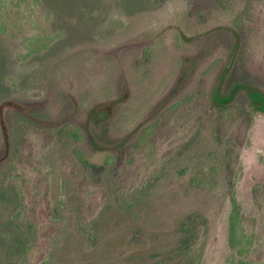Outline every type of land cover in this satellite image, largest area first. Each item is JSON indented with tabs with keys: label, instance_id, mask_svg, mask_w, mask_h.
<instances>
[{
	"label": "rangeland",
	"instance_id": "rangeland-1",
	"mask_svg": "<svg viewBox=\"0 0 264 264\" xmlns=\"http://www.w3.org/2000/svg\"><path fill=\"white\" fill-rule=\"evenodd\" d=\"M242 64L264 77V0H0V264H264Z\"/></svg>",
	"mask_w": 264,
	"mask_h": 264
},
{
	"label": "trees",
	"instance_id": "trees-1",
	"mask_svg": "<svg viewBox=\"0 0 264 264\" xmlns=\"http://www.w3.org/2000/svg\"><path fill=\"white\" fill-rule=\"evenodd\" d=\"M242 63H245L244 59H243ZM245 64H242V67H243L244 71L247 73V75H249L252 78H255L257 81L264 82L263 75L259 74L257 71L246 68ZM247 87L249 88V86H247ZM250 88H252V87H250ZM250 101H251V104L254 107V109L257 110V107L255 106L253 100H250ZM6 103H9V102H5V104ZM16 106H18V105H16ZM204 106L206 108H210L212 106H215L218 108V112H217L218 118L217 119L219 122V126L223 129L224 132L227 130V128L230 127V120H238V122H239L238 124H240L243 122V119H245V117H247L248 121H250L248 127H250L251 126L250 124L253 122L252 111L251 112L248 111V113L247 112L244 113V111L240 107L232 109L231 108V102L230 103L220 102L217 99V88L215 85L212 86L211 92L208 94V96L206 98V102H204ZM173 110H174V108L172 107V108L167 109L166 112L163 113V115L161 116L162 120L159 122L160 125L167 122V119L170 117ZM150 130H151V127H149L148 129L145 128L143 131V134H142V138H143V136L148 135V132H150ZM79 135H80V132L77 134V136H79ZM233 202H234V208L230 214V231L231 232H230V238L229 239H230V244L234 246L235 236L237 234V229H238L239 220L241 217V212H240V208H239V205H238V202H237V199L235 198V196H233ZM193 221H195V218L189 219V222H193ZM44 236H45V234L43 235V231H42V233H41V240L42 241H43ZM191 245L192 244H190V246ZM188 246H189V244H188ZM23 252L26 255H29L33 258V252H32L31 246H24Z\"/></svg>",
	"mask_w": 264,
	"mask_h": 264
}]
</instances>
